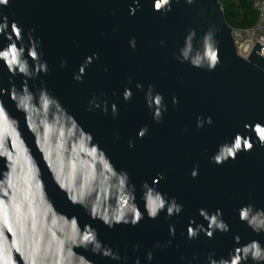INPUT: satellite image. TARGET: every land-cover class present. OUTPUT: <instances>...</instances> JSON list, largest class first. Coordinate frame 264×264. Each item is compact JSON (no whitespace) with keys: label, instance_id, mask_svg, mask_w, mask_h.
Masks as SVG:
<instances>
[{"label":"water","instance_id":"water-1","mask_svg":"<svg viewBox=\"0 0 264 264\" xmlns=\"http://www.w3.org/2000/svg\"><path fill=\"white\" fill-rule=\"evenodd\" d=\"M138 3L135 15L130 14V8L137 7V0H9L7 7L0 6V18L7 15L9 22L19 24L25 44L32 29L41 42L49 72L29 80V87L35 91L43 80L92 133L116 168L127 170L136 185V202L141 210V184L147 181L152 185L157 174H162L158 190L183 205L181 213L171 218L161 212L156 220L145 216L136 227L120 225L110 230L102 222L90 220L79 206H72L40 161L57 209L69 217H79L81 226L92 224L99 239L118 251L121 260L77 251L94 264H135L137 258L140 264H209V254L216 260L227 258L240 246L235 243L236 236L241 244L259 240L264 246V233L257 235L238 215L239 209L249 204L264 209V147L244 127L264 124V58L256 54L264 46L257 43L247 58L237 53L233 28L226 20L221 0H169L170 10L162 4L161 12L154 10V0ZM206 33L212 34L219 48L220 63L211 71L203 58ZM133 39L135 49L130 46ZM7 43L0 37V48ZM93 53L99 58L87 67L83 82H76L73 75ZM199 56L201 66L196 67L193 61ZM62 61H66L64 67ZM9 79H14L19 88L23 78L10 77L0 61V87L9 88ZM137 84L142 89H137ZM149 85L154 86L153 95L163 96L167 110L161 123L155 122L147 106ZM125 88L133 93L127 102L123 98ZM174 97L178 100L175 105ZM3 98L11 115L20 119L24 138L40 160L33 137L24 128L23 114L16 111L7 96ZM94 98L101 108L89 111V102ZM105 101L107 114L102 111ZM112 104L118 109L115 118ZM198 117L205 121L203 127H197ZM208 117L212 118L210 125ZM144 126L149 132L140 139L137 134ZM238 132L252 137L253 150L241 152L223 165L211 163L210 157L219 146L231 143ZM130 140L134 147H129ZM3 163L0 160V170ZM197 165L198 176L194 179L191 172ZM200 209L210 214L222 210L230 230L225 234L217 231L212 239L201 232L197 239L189 240L186 230L190 220L207 228ZM170 225L175 227V236L170 235ZM6 234L11 240L12 234ZM12 255L17 264H23L18 252Z\"/></svg>","mask_w":264,"mask_h":264},{"label":"clouds","instance_id":"clouds-1","mask_svg":"<svg viewBox=\"0 0 264 264\" xmlns=\"http://www.w3.org/2000/svg\"><path fill=\"white\" fill-rule=\"evenodd\" d=\"M162 4L170 10L169 0H154V10L161 12ZM8 5L9 0H0V6ZM138 8L137 0V7L130 8V14L135 15ZM34 31L28 32L25 44V33L19 24L9 22L7 15L0 18V37L8 41L0 48V61L10 77L23 78L19 88L14 79H9V88L0 87V160L4 162L0 170V264H17L13 252L20 254L23 264H94L77 249L120 261L119 252L99 239V232L92 224L81 226L79 217H69L57 209L43 178L40 161L53 184L72 206H79L90 220L100 221L110 230L120 225L136 227L145 216L156 220L161 212H166V216L171 218L181 213L183 205L178 204L175 197L169 198L158 190L156 185L162 174H157L152 185L147 181L141 184L142 211L136 202V185L127 170L116 168L92 133L84 129L60 99L49 91L43 80L35 91L29 87V80L49 72L48 63L43 59L41 42L32 34ZM130 46L135 49V39L130 41ZM256 54L264 58V47H260ZM184 55L187 57L186 51ZM98 58L96 53L86 57L73 79L82 83L87 67L93 59ZM203 58L207 59L210 71L220 63L219 48L217 42L212 41L211 33H206L204 37ZM201 59L197 57L193 65L200 67ZM65 64L66 61H62L61 67ZM128 82H132L131 78ZM136 87L142 89L143 86L137 84ZM153 91L154 86L149 85L147 106L153 111L155 122L161 123L163 112L167 109L163 96L159 93L153 95ZM132 95L131 89L125 88L123 98L126 102L131 100ZM4 96L15 105L17 112L23 114L24 128L32 135L40 160H37L33 148L24 138L20 119L9 112ZM103 103L102 111L107 114V102ZM177 103L174 97L173 104ZM93 108H101L95 98L89 102L88 110L92 111ZM111 113L113 118L118 115L115 104L111 105ZM206 122L210 125L212 118L208 117ZM204 123V120L197 118L198 128L203 127ZM244 127L246 131L254 133L259 145L264 147V124L256 122ZM148 132L147 126L142 127L138 131V138L143 139ZM254 146L251 136L238 132L231 143L225 142L219 146L218 151L210 157V162L223 165L230 159L235 160L241 152H250ZM129 147H134L131 140ZM191 176L194 179L198 176V165L193 168ZM199 215L207 221V228L195 225V220H190L186 230L189 240L197 239L201 232L212 239L217 231L225 234L230 230L220 209L211 214L206 209H200ZM238 215L240 221L257 235L264 233V209H256L249 204L242 206ZM169 232L175 236L173 225L169 226ZM6 233L12 234L11 240ZM234 240L240 246L231 250L227 258L216 260L212 258L213 254H209V264H248L249 260L252 264H264V246L259 240L246 244L240 243L239 236ZM159 246L157 243L156 247ZM135 250H138V246ZM147 259H152L151 252L147 254ZM135 264H140L139 258Z\"/></svg>","mask_w":264,"mask_h":264},{"label":"built area","instance_id":"built-area-1","mask_svg":"<svg viewBox=\"0 0 264 264\" xmlns=\"http://www.w3.org/2000/svg\"><path fill=\"white\" fill-rule=\"evenodd\" d=\"M253 9L256 12L254 24L246 28L233 29V39L236 51L247 58L257 43L264 46V0H253Z\"/></svg>","mask_w":264,"mask_h":264},{"label":"trees","instance_id":"trees-1","mask_svg":"<svg viewBox=\"0 0 264 264\" xmlns=\"http://www.w3.org/2000/svg\"><path fill=\"white\" fill-rule=\"evenodd\" d=\"M225 17L233 29L246 28L254 24L256 12L253 0H221Z\"/></svg>","mask_w":264,"mask_h":264}]
</instances>
